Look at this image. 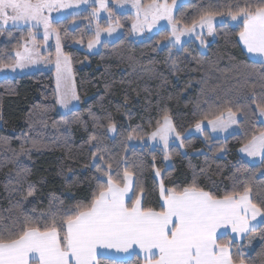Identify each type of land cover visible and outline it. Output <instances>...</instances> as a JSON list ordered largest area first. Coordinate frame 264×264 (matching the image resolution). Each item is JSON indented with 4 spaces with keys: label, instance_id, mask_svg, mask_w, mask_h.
Returning a JSON list of instances; mask_svg holds the SVG:
<instances>
[{
    "label": "trees",
    "instance_id": "trees-1",
    "mask_svg": "<svg viewBox=\"0 0 264 264\" xmlns=\"http://www.w3.org/2000/svg\"><path fill=\"white\" fill-rule=\"evenodd\" d=\"M237 2L242 5L245 0H221L216 5L225 11L227 5ZM210 3L188 0L176 8L174 20L180 21V28L191 25ZM108 10L122 35L101 44L92 55L72 47L93 39L90 9L51 23V29L59 34L62 53L69 57L79 96V106L72 113L60 115L56 111L53 71L0 80L2 222L10 223V217L22 219V213L38 217L47 211L50 201L64 206L90 201L99 175L92 166L95 149L88 143L92 135L100 138L105 159L114 162L121 177L123 161L119 169H115V161L127 157L136 173L137 186L131 196L135 199L143 188L145 207L159 210L160 179L154 169L160 170L165 188L182 190L195 179L200 188L217 198L234 189L243 191L247 184L253 203L264 207V163L248 164L238 156V150L264 128L257 112L253 116L257 104L264 103V64L246 57L237 41L239 28L227 21L214 26L213 39L203 48L194 41L178 48L161 47L169 37L166 30L142 41L133 40L129 27L132 16L113 13L111 7ZM97 25L107 28L104 21ZM18 36L12 35L1 45L0 56H6L3 63ZM229 107L242 109L237 113V134L219 140L210 139L206 131L200 137H183L197 123L214 120ZM165 112L184 143L183 147L168 148L171 166L167 169L165 153L140 145L157 127V121L161 123ZM109 117L116 126L112 135L107 132ZM66 118L69 123H64ZM130 135L132 139H128ZM24 169L26 180L17 185L16 174L24 175ZM29 184L34 185V195L28 197L30 203H24ZM17 187L19 191H13ZM249 239L254 241L251 249L245 248ZM231 252L245 264H264V223L241 243L233 242ZM99 259L100 264H141L137 257L126 261Z\"/></svg>",
    "mask_w": 264,
    "mask_h": 264
},
{
    "label": "snow or ice",
    "instance_id": "snow-or-ice-1",
    "mask_svg": "<svg viewBox=\"0 0 264 264\" xmlns=\"http://www.w3.org/2000/svg\"><path fill=\"white\" fill-rule=\"evenodd\" d=\"M115 2L122 6L123 0ZM130 3L136 12L132 30H143L141 16L144 22H148L151 17L152 23L167 19L172 27L169 45H173V40L175 44H180L181 35L189 34L195 36L201 46H205L203 30L206 28L208 35H213L215 17L227 15L239 28V43L264 64V0H255L254 3L252 0H245L242 5L237 2L235 6L229 4L225 11L210 3L198 20H193L191 25H184L183 28L177 26L180 21L174 20L171 8L166 3H158L157 0H150L149 3L130 0ZM80 4H89V0H72L68 3L64 0H0V25L11 22L16 27L23 24L29 30L42 25L44 40L47 41L51 34V21L45 11L78 7ZM94 4L99 7H93V18H98L101 10L108 11V0H94ZM108 15L111 17V11H108ZM151 26L149 24V29ZM197 27L201 29L199 33L196 32ZM104 30L111 35L114 28ZM100 31L98 26L95 39L89 41L90 49L95 43H99ZM29 37L31 38V31ZM34 51L35 49L27 46L23 47V51H15L14 60L0 62V73L5 69L15 72L17 68L23 69L28 64L36 63ZM71 75V63L69 57L61 52L57 33L55 100L66 113H72L73 101L79 100L75 88L68 85ZM238 112H242V109L233 111L229 107L226 119H222V113L208 123L213 131L217 128L223 131L229 124L238 123ZM256 112L259 113L257 119L264 118V103L257 104L253 111L254 117ZM92 119L97 120V117L92 115ZM108 120L107 132L115 133V124L110 117ZM162 120L163 123L157 121V128L150 138H159L167 160L170 159L169 137L176 130L167 112ZM69 122L67 118L64 120V123ZM196 130L203 131L200 123L196 124ZM132 138L131 135L128 137ZM176 139H181L180 134H176ZM88 143L95 149L92 152V166L99 173L95 177L97 186L90 201L68 206L50 201L47 211L38 217L22 213V219L10 217V223H3L5 217L0 214V264H100L102 249L124 253L131 250L130 254L137 256L146 253L144 264H245L244 259H234L231 252L233 242L235 239H243L242 234L256 229L257 225L251 224L250 219L256 220L257 216L264 218V207L253 203L252 189L247 184L243 191L234 189L222 198H217L200 188L195 179L182 190L165 188L160 170L154 169L156 177L160 179L159 193L162 201L159 210H156L144 206L143 188H140V195L135 196V199L129 195V192L135 193L137 185L134 180L136 173L129 167L127 157L115 161V169H119L123 161L121 177L119 171L114 170V162L105 159L100 138L92 135ZM180 146H184L182 140ZM240 151L249 157L260 156L261 163H264V128L259 130L258 135L253 134ZM16 175L19 178L16 183L19 185L26 180L27 169H24V175L20 172ZM13 191H19V188H14ZM34 191V185L29 184L27 195L23 197L24 203H30L28 197L33 196ZM261 223H264V219ZM221 228H231L235 237L222 241L224 234H218ZM136 249H139V253ZM239 255L243 256V253Z\"/></svg>",
    "mask_w": 264,
    "mask_h": 264
},
{
    "label": "rangeland",
    "instance_id": "rangeland-1",
    "mask_svg": "<svg viewBox=\"0 0 264 264\" xmlns=\"http://www.w3.org/2000/svg\"><path fill=\"white\" fill-rule=\"evenodd\" d=\"M187 1L188 0H175V3H173V1H172V3L168 4V3H166V0H157L158 3H161V4L166 3L167 5L170 6L171 14H172L173 18H174V12H175L176 8L180 4H183ZM208 1L212 2L213 4H218L221 0H208ZM64 2L68 3V2H72V0H64ZM93 7L98 8L99 5L94 4V0H89V4H80L78 7L73 6V7H69V8H53L51 11L46 10L45 15L49 16L50 21L52 23V22H56V21L62 20L64 18H67L69 16L77 15V14L81 13L82 11H85L88 9H90V13L92 16ZM110 7L112 8L113 13L130 14L132 16V20L129 24V27H130V31H131V37L133 40H136V41L145 40V39L153 36L154 34H156L157 32H159L160 30H163V29L169 33L168 38H171L172 27L169 24L167 19H159V20H156L155 23H152L151 17L148 18V22H144V18H143V16H141L140 17V23L143 25V30L139 31V32H134L132 30V24L136 20V12H135V9H133L131 7L130 0H123L122 6H121V4H119L115 1L108 0V8H110ZM108 11L101 10L98 18H93V16L91 17L92 18L91 31L93 33V39L92 40H94L96 37V31H97V27H98L97 23L99 21H104L107 24V28H105V29H108L109 27L114 28V31L111 32V35L109 34L108 31L100 28L101 31H100L99 43H95L91 49L89 48V42L87 44H84V45L80 44V43H75L72 45V47L74 49L79 50L81 52H84L87 55L96 54L99 51L101 44L112 43L121 37L122 30L114 21H112V15H111V17H109ZM221 21H227L230 25L236 24V22L232 21L231 18L227 16V17L215 18L213 21V27L216 25L222 24ZM149 24H152L151 29H149ZM30 31H31V38L29 37ZM200 31H201V29L199 27H197L196 32L199 33ZM9 33H11V34H9ZM50 33L51 34L49 35L48 40L45 41L44 40V28L42 25L35 27V28H32L31 30H29V28L23 24H20L19 26L14 27L11 22H9L8 25H0V47L3 43L6 42L7 39L9 40V38L12 37V35L18 36V34H19L18 43L15 45V48H13L7 52L9 57H8V61L6 63L10 62V60H14L15 59V51H17V50L23 51L24 46H27L28 48L35 49L34 56L37 59L36 63L28 64L23 69L17 68L15 72H12L8 69H5L4 72L0 73V80L6 79V78L13 79V78H17V77H22V76L33 74L36 72L53 71L54 90H56L57 34H56V32H52L51 27H50ZM168 38L165 42H163L161 44V47L172 46V47L178 48L182 44L190 42V41H194L200 48L204 47V46H201L200 41L198 39H196L195 36H191L189 34L181 35V37H180L181 43L180 44H175L174 40H173L174 46L169 45ZM203 38H204V43L206 45L207 43H209L213 39V35H208L207 29L205 28L203 30ZM8 43H10V42H8ZM60 48H61V52H62L61 43H60ZM5 57H6L5 55L0 56V61H2V62L5 61L6 60ZM85 64L86 63H84V65ZM68 85H69V87L75 88L73 74L71 75V78L68 81ZM72 106H74V110H75L79 106V102L73 101ZM56 111L60 115L68 114L65 112V110L63 108H61L57 104H56ZM258 116H259V113L257 112V117ZM262 121H264V118L258 119L259 123L264 124V122H262ZM161 123H163V120L161 121ZM204 123H206V122L200 123L201 128L203 127V125H206ZM230 126H231V124H229L228 127H230ZM156 128L154 130H152L146 136V138L141 142L140 145L143 144V145H147L150 148H157L164 153L163 144H162V142L159 141V138L158 137L156 139L150 138L151 133L154 132L156 130ZM200 133H201V131H197L196 125H195L192 128L188 129L184 133L183 137H188L192 134H200ZM203 133H204V131L202 132V135H203ZM109 134L112 135L113 133H109ZM176 134H177L176 132L170 134L169 147L172 145L180 147L181 139L177 140ZM212 140H214V139H212ZM132 144H138V143H132ZM132 146H134V145H132ZM170 166H171L170 160L169 159L165 160V158H164V168L167 169Z\"/></svg>",
    "mask_w": 264,
    "mask_h": 264
},
{
    "label": "crops",
    "instance_id": "crops-1",
    "mask_svg": "<svg viewBox=\"0 0 264 264\" xmlns=\"http://www.w3.org/2000/svg\"><path fill=\"white\" fill-rule=\"evenodd\" d=\"M232 26H236V24L232 25ZM237 41H238V44H239L240 48L242 49V51L245 53L246 57L250 61L255 62V63H260V58L253 57L251 54H249L246 51V49H244L243 45L239 43V38H237ZM260 64H262V63H260ZM226 118H227V113L223 114L222 119H226ZM236 118L238 120V117H236ZM204 124H206V125H203L202 130L206 131L208 136L210 137V139H214V140L225 139V138H227V137H229L231 135L237 134L238 131H239L237 123L236 124H231L230 127H228L229 126L228 125L227 128H225L223 131H221L219 128H217L216 131H213L212 126L208 122H206ZM262 125L264 126V124H262ZM202 132L200 134H192L190 136H198L199 137V136H202ZM190 136H188V137H190ZM243 147H241V148H243ZM240 149L238 150V156L244 162L253 165V164H258L261 161V157L260 156L249 157L246 153L240 151ZM131 193L132 192H129L130 196H131ZM159 203L162 204V201L160 199V193H159ZM250 216H251V213H249V217ZM262 219H264V218H262L260 216H257L256 220H251L250 219L249 222L251 224H256L257 225L256 228H258L262 224L261 223ZM251 232L242 234L243 239H235L234 243H237V244L241 243L242 241H244L246 239V237H248V235ZM218 234H224L222 238H226L228 240H230L231 238L235 237V235H236L235 233H233L231 231V228H227V229L221 228V229L218 230ZM253 245H254V241L249 239L248 242L246 243V247L245 248L251 249L253 247ZM100 251L103 253V256L101 258L112 259V260H115V261H126V260L131 259L132 257H137L141 261V264H144V257L147 255L146 253H140L139 256H137L135 254H130L131 250H130L129 253L116 252L114 249H102ZM136 252L139 253V249H136Z\"/></svg>",
    "mask_w": 264,
    "mask_h": 264
}]
</instances>
